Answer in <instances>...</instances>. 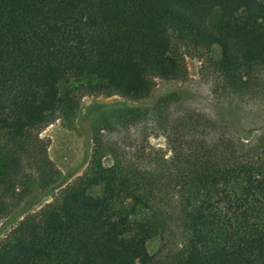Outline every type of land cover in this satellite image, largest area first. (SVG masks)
Here are the masks:
<instances>
[{
  "label": "trees",
  "instance_id": "1",
  "mask_svg": "<svg viewBox=\"0 0 264 264\" xmlns=\"http://www.w3.org/2000/svg\"><path fill=\"white\" fill-rule=\"evenodd\" d=\"M187 51L224 91L258 88L264 0H0V212L62 186L40 137L47 126L75 118L86 96L145 99L157 78L186 75ZM170 104L120 103L113 122L102 117L87 171L39 211L24 209L0 264H264V132L253 140L259 129L234 120L236 135L212 139L213 122L170 121ZM144 119L159 124L169 158L135 162L104 139Z\"/></svg>",
  "mask_w": 264,
  "mask_h": 264
},
{
  "label": "rangeland",
  "instance_id": "2",
  "mask_svg": "<svg viewBox=\"0 0 264 264\" xmlns=\"http://www.w3.org/2000/svg\"><path fill=\"white\" fill-rule=\"evenodd\" d=\"M184 62L187 73L181 79L166 80L157 78L155 87L148 97L142 100H129L121 96H86L81 101L77 116L72 120L58 119L47 126L40 137L48 144V156L60 173L62 186L46 195L34 190L33 195L8 214L0 212V244L11 237L13 230L24 219V209L28 213L37 212L42 207L60 197L63 191L78 177L82 176L90 165L93 153L94 131L104 126L100 120L107 117L113 122L112 110L120 103H156L168 97L170 121L181 120L190 113H198L215 124L212 139L222 134L236 135L234 120L244 129H259L253 133L256 139L264 132V75L260 86L245 93H229L222 88L221 81L208 66L206 58H199L193 52L185 53ZM104 139L117 144L119 151L127 159L140 162L139 158H169L170 146L166 135L153 119H144L133 126H117L113 132H105ZM38 199V203L33 204ZM128 202H117L116 210L130 209ZM143 214L139 213V217ZM169 244H174V234L165 236ZM159 237L153 238L148 250L155 254L162 247Z\"/></svg>",
  "mask_w": 264,
  "mask_h": 264
}]
</instances>
